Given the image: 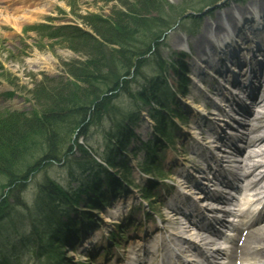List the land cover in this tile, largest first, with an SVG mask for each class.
Returning a JSON list of instances; mask_svg holds the SVG:
<instances>
[{"label":"rangeland","instance_id":"rangeland-1","mask_svg":"<svg viewBox=\"0 0 264 264\" xmlns=\"http://www.w3.org/2000/svg\"><path fill=\"white\" fill-rule=\"evenodd\" d=\"M24 1L28 0H0V128H2L0 133H3V138L0 140V143H2L0 145V156L8 160L11 155H8L5 150L10 149L11 146L16 150L23 147L24 140L27 137H29L27 140L31 142H33L31 138L34 136L38 138L40 128H31V123H29V121L35 119V115L43 118V112L37 105V101L43 108L55 105H63L62 107H64V102L70 103L74 96L79 99L83 98V94L88 90V85L71 76L68 69L79 71L82 67H87L88 70L92 71V63L95 61L94 66L97 63L95 54L98 52V48H101L99 50L100 54L107 56H109L107 52L110 48L100 46L98 42L100 41L99 35L89 31L90 27L86 24L90 22L93 26L96 23L102 25L101 32L116 33V36L123 38L121 41L133 43L130 45L131 49H134V46L136 48L138 46L142 47L144 41L154 35L153 33H156L158 36L156 42L151 45L150 49L144 54L145 56H143V69L141 68V72L139 71V73H142L141 77H131L129 81H132V85L139 84L140 81L142 82L140 79H146L150 75H154L160 68H162V71L164 68L165 74H161L163 78L159 80V83L166 85L167 88L169 87L170 93L161 90L164 97L158 99V101L165 100L167 96L169 97L167 99L170 100L169 106L172 109H181L180 112L182 113V119H177L179 124L174 123L176 130H172V145L166 147L161 158L157 159V162L160 161L162 166L164 165V169L169 170L171 173V179L161 183L162 186L157 189L158 192L156 193L157 200L154 199L156 206L152 209L160 214L161 200L166 197V194L175 196L174 192L169 193V181L178 179L177 171L182 168L183 162L187 160L186 158H194L197 153L205 149L203 148L205 146L201 147V144L197 143L212 140L213 137L210 138L209 135V128H214L212 122L221 127L224 125L225 120L230 119L226 116L216 115L218 110L213 101H218L226 113L227 111L232 112L231 107L227 106V103L221 99L222 97L219 98L214 94L217 92V88L221 87V85L219 87L217 81L224 84L228 80V75L225 76L226 72L222 74L214 73L213 75L217 78L216 82L213 83V76L207 73L209 68L206 63L199 61V54L205 53V51H199L196 48L198 42L196 39L205 31V26L209 27L207 35L212 39V36L215 35L213 34L214 28L211 27L215 25L213 21L221 17L225 10H231V13L238 17L241 24L247 26L252 24L253 19L247 23L244 20L252 17L254 13L250 11L254 9L259 11L260 7H264V0H221L219 3L205 8L201 4L204 0H35V7L42 8L44 11L32 15L31 18H23L15 14V7L23 6ZM246 5L252 9L249 12H241ZM131 8L133 10H130ZM181 10L186 12L179 16ZM258 16L260 21L264 22V12H259ZM165 21L170 22L168 24L170 27L160 28L162 29L160 32L159 26L163 25ZM63 25L76 26L87 30L90 35L79 42L77 39L76 44L58 38L57 35L66 32L60 27ZM247 29L248 27L244 28V30ZM70 30L72 31L73 28ZM240 44H242L241 48L244 47V40L240 41ZM201 46L205 48L204 50L207 49L206 53L207 55L210 54V57L211 54L217 55L216 51L219 48L216 43L210 46L202 42ZM250 46L251 44H248V47ZM116 47L117 45L113 46V48ZM243 50L246 54L247 48H243ZM180 52H184L186 55L182 56ZM202 55L207 57V55ZM198 62L201 64L200 66L197 65ZM102 64L97 66L100 68ZM97 66L93 71L96 70ZM177 67L180 70L176 69ZM235 70L238 71V68ZM186 71L188 75L185 74ZM106 72H108V69ZM126 78L128 80V76ZM255 80L253 79V81ZM228 87L230 89L228 90L234 96L237 89L231 88V86ZM132 88L135 87L132 86ZM223 93L228 97L231 96V94H227L228 91ZM118 94L113 92L111 95H117L113 106L119 110L130 109V105L124 101L126 99L123 100V96H118ZM198 95V101H193L192 97ZM194 104L199 106L198 111L192 108ZM113 106L111 105V108L115 110ZM199 108H202V110H199ZM253 108L250 105V109L253 110ZM154 110L153 104L143 105L141 111L138 112V121L133 124L134 136L129 139L128 150L132 149V152H128L127 158L131 160L129 161L133 168L132 174L135 180L141 185L145 184L148 178L137 172L136 164L145 155V152L133 151V148L139 145V140L141 142L151 140L152 120L149 115ZM209 111H212V113ZM217 116L218 118H213ZM239 117L246 119L247 116L242 118L240 115ZM7 122L9 124L11 122L12 128H9V125L6 127ZM109 125L111 124L109 123ZM235 125H237V122ZM6 128H9L8 131ZM98 129V127H93L92 131L98 133ZM5 131L9 132L7 138H5ZM104 134L106 135L105 131ZM90 138L92 143L95 141V146L100 145L101 133ZM37 145L39 143H34V147ZM209 145L212 144L209 143ZM2 151L6 153L2 154ZM197 161L195 160L196 164ZM1 162L4 163L5 161ZM8 163L10 164V162ZM185 163L188 164V171L194 170L195 164L193 162ZM56 167H54L55 173L61 175L63 169ZM175 169L176 171H174ZM42 175V173L37 175L36 184L39 183ZM181 182L180 180L178 183ZM6 188L3 189L2 193ZM28 193L30 194V190ZM130 193L133 195L132 197L127 193L120 195L116 200L129 203L131 209L123 208L121 211L126 215L134 214L136 218L132 221L138 224L142 218L147 216L145 214L144 217L143 215H137V212L141 214L147 212L144 208L146 207L144 205L145 201L141 202L140 192L135 188ZM3 198L2 195L0 199L3 201ZM6 202L8 203V201ZM138 203L142 204L141 208H137ZM100 216H103V214ZM126 220L129 221V218L127 217ZM9 224L10 221L6 220L2 223V227H7ZM143 228H145V225H143ZM67 249H64L66 256L70 254ZM81 252H83L82 247L73 254L70 261L77 260L79 255L84 254ZM69 264L72 263L69 262Z\"/></svg>","mask_w":264,"mask_h":264},{"label":"trees","instance_id":"trees-1","mask_svg":"<svg viewBox=\"0 0 264 264\" xmlns=\"http://www.w3.org/2000/svg\"><path fill=\"white\" fill-rule=\"evenodd\" d=\"M218 1L220 0H204L201 4L204 8ZM130 10H133V8ZM183 12L186 11L181 10L179 16H181ZM164 23L159 26L160 32L162 31L160 28H166V24ZM86 25L90 27L89 31L99 35L100 41L98 42L100 46L110 47L107 52L109 56L100 54L99 50L101 48H98V52L95 54L97 59L95 66H99V64L103 63L102 66H104V68H102V66L100 68L97 66L96 70L93 71L95 69V61L92 63V71L88 70L87 67H82L79 71L69 68V74L79 80V82L87 84L88 90L83 94V98L79 99L74 96L70 103L64 102V107H62L63 105H55L53 107L43 108L35 98L37 105L43 112V118H39L35 115V119L29 121V123H31V128H40V133L37 135L38 138L35 136V139L34 137L31 138L33 142L27 140V138L29 139V137H27L26 140H24V146L19 147L17 150L13 149L12 146L10 149L8 148L5 150L8 155H11L10 159L5 160L0 156V193L4 187H12L15 183H19L26 179L30 172L42 166L45 161L49 159L58 160L62 154L67 155L71 151L72 145H74L76 140V138H72L73 134L78 129H80L81 133H85L88 129L87 124L89 118L92 123L95 124L99 122L102 115H109L112 113L116 118L119 117V124H121L123 118H131L133 117L132 115L137 113L136 106L138 102H140V104H146L150 99L156 100V96L160 95L159 93L161 90H164L163 86L159 83L161 70L155 72L154 75H150L151 77L147 79L148 81L144 80V86L135 91H130V89H128L126 80V77L131 74V68L136 67L135 71L132 72L133 77H136L139 69L141 70L143 66V64H141L142 56L150 49L151 45L156 42V37H158L156 33H153L154 35H151L149 39L145 40L142 47L138 46L137 48H140L138 50L136 46H134V49H131L130 45L133 43L121 41L123 38L116 36L114 32H101L103 28L102 25L96 23L93 26L90 22ZM61 28L66 30L62 38L75 44L77 43V39L79 42L81 39L83 40L84 37L90 35L87 30L77 27L62 26ZM71 28H73L72 31L70 30ZM116 45L118 48H113V46L115 47ZM105 69H108V72H106ZM134 72H136V74ZM125 89L129 92L127 94L130 103H126L130 105V109H122L121 112L113 106L116 101L114 103L112 102L113 96L111 95L113 92H120L121 95L122 91ZM115 96L116 95H114V97ZM111 103L115 110L111 108ZM156 114L159 116L158 113ZM86 120L87 124H85ZM6 124V127L9 125V128H12L11 122L10 124L8 122ZM9 128H6L7 131ZM1 130L2 128H0V132ZM4 134L6 136L4 137L7 138L9 132L5 131ZM1 138H3V133H0V140ZM34 143H39V145L34 147ZM1 144L2 143H0V145ZM109 146L110 144H106L105 146L108 156H110L111 153ZM81 149L84 148L81 146ZM6 152L2 151V154ZM1 161L5 162L2 163ZM8 162H10V164ZM48 187L50 190L54 189L50 182L43 185L42 189L45 190ZM8 192H10V190ZM1 205H3V202ZM51 216L54 219V215L51 214ZM0 217L2 219L1 215Z\"/></svg>","mask_w":264,"mask_h":264},{"label":"bare ground","instance_id":"bare-ground-1","mask_svg":"<svg viewBox=\"0 0 264 264\" xmlns=\"http://www.w3.org/2000/svg\"><path fill=\"white\" fill-rule=\"evenodd\" d=\"M263 1V0H262ZM35 0H28V1H24L23 6H19V7H15V14H17L18 16H21L23 18H31L32 15L35 14H39L40 12L44 11V9H40L38 7H35ZM31 7V8H30ZM21 9H26V10H21ZM28 9V10H27ZM252 8H249L248 5H246L241 12H249ZM260 12H264V7H260L259 8ZM19 12H21V14H19ZM251 12V11H250ZM254 13H257V11H255ZM259 16L256 15L255 19H253V26L259 28L260 25L263 24L262 21H260V18H258ZM17 18V17H16ZM174 19V18H173ZM172 19V20H173ZM246 23L249 21L248 18H245L244 20ZM175 22V21H174ZM215 23V25L211 26L212 28H214V33L215 35H213L212 40L208 37L207 35V30L209 29L208 26H205L204 28V32L200 34L199 38H197L196 40L198 41L196 44V48L199 51H205V53H202L204 55H207V49L204 50L205 48L201 46V43H205L207 45H212L213 42L215 41H220L222 48L226 49L228 54H229V61L227 63H222L221 61L218 62V65L216 67L211 68V71H214L215 73H219L222 74L224 72L225 76H227L226 80L227 82H225L224 84H221L217 81L219 87L221 85V87L219 88L220 91H218L215 94H219L217 95L219 98L222 97L225 101V103H227V106L229 107V105L232 106V113H226V111L224 110V108H222L221 106L217 105L218 108V115L221 116H226L227 118H232V114L233 115H242V113H250V109H248V104H252V106L254 107L253 110L251 111V113L248 116V120L245 123V125L247 126L248 132L246 134V145H245V150H238V155H239V160L238 161H234V159H231L228 161L229 163L233 164L236 163L237 168L239 170H242V176L245 177V179H251L253 177H255L256 171L259 168L264 167V75L263 76H259V78H255L253 77V79H256V82H254L253 80H251L250 78H248L247 74L250 73H254L255 75H257L259 73V67L256 70L253 65L251 64L249 66V68L247 69L244 77V81H239L238 79H240L242 76L237 75L236 72V68L239 66L238 60L236 61V52H237V47H238V42H229L226 39H229L231 35L234 36V31L236 29V27L241 24L240 21L238 20V17L235 16V14L233 15L231 13V10H225V12H223V14L221 15V17H218L215 21H213ZM243 22V20H242ZM170 22L165 21L164 24H166V27H170L168 24ZM173 23V22H172ZM171 23V24H172ZM223 23H227L228 26V30H226L223 26ZM170 24V25H171ZM251 24V25H252ZM252 27V26H250ZM249 27V28H250ZM254 29L249 30L250 32H253ZM235 32H239V31H235ZM263 35V37H262ZM245 34L240 33L238 34V36H236V41H241L244 39ZM257 41H259V47H264V29H262V31L259 29V31L257 32ZM230 40V39H229ZM224 41L227 42V44H224ZM219 43V42H218ZM219 43V44H220ZM261 44V45H260ZM257 47V45H256ZM258 49V48H257ZM261 50V48H259ZM261 53L264 56V50H261ZM260 53V54H261ZM202 54H199L202 58ZM239 55V54H238ZM262 56V55H260ZM141 59V58H140ZM255 60L254 57H252V60ZM200 61V60H199ZM201 62V61H200ZM144 63V60L141 59V64ZM206 65H208V62H205ZM215 64V63H214ZM261 67L264 69V58L263 60L260 62ZM198 65H200V63L198 62ZM262 68H261V72H262ZM255 69V71H254ZM229 73V74H227ZM241 75V74H240ZM244 76V75H243ZM230 84H234V86L237 88L238 90V94L241 92H245L246 95L245 96L246 99H243V96H234V97H226L224 96L223 92L228 91ZM223 91V92H222ZM228 94H231L230 91H228ZM198 97H192L193 101H198ZM221 100V101H222ZM249 100V101H248ZM248 102V103H247ZM218 101H213V104H217ZM199 106L197 105H193L192 108L194 110H196ZM202 108H199V110H201ZM214 118H218L214 117ZM236 118V117H234ZM223 120V119H222ZM238 121V119L233 120V123ZM230 123H226L223 126L219 127L215 122H213V124L215 125V128L219 127L221 130L217 131V130H213L212 134H214V138L215 141L211 142V146H206V150L208 151L209 154H212L213 149H215L218 146L217 140H220L224 135H226V131H224L225 127H229L230 125H233ZM218 129V128H217ZM230 143L233 145L236 142L235 139H230ZM209 143V141H208ZM225 150H228V148H224ZM237 156V155H235ZM204 157V156H203ZM231 157V156H229ZM187 161H191L190 158H186ZM236 169V168H235ZM250 182H252L250 185L249 183L245 184V187H248L250 190L252 191H257L258 193H262L264 192V174L255 179V180H251ZM203 195H201L202 197ZM200 199V195L197 196V199ZM264 198V196L262 197ZM229 199L228 197L223 198V205L226 206L229 204ZM123 205L125 206H129V203L125 202L123 203ZM122 205V206H123ZM170 208V207H169ZM205 210H210L213 211L214 208L212 207L210 202H207L205 207ZM172 211L175 214H181L178 210L176 209H172ZM185 212V211H184ZM186 213V212H185ZM138 216L140 214H137ZM246 217V216H245ZM214 221L216 223H224V219L220 216H216L213 218ZM244 220L242 219V222ZM260 222H257L256 224L249 226L248 227V232H246V234L243 232L242 233V237L239 239L241 240V244L239 246V248L241 249V258L244 261H248L250 262V264H255L251 261V259H255L256 257H261L264 255V222L259 220ZM261 224L260 227L258 229H256V231H254L252 229V227L254 228V226ZM153 228H155V226H153ZM204 228V227H203ZM156 229V228H155ZM189 231L186 227L182 228L181 231ZM208 233H212L211 230L206 229ZM244 230V228H243ZM170 231V230H169ZM171 232V231H170ZM253 232V233H252ZM152 233H156V231L152 232ZM158 235V234H155ZM46 238H49V236H46ZM81 238V237H79ZM234 240V239H233ZM256 243H258L256 245ZM56 247H61V245H59V243L54 244ZM46 246H48V243L46 244ZM238 248V247H237ZM247 249H249V251H247ZM219 252H222V250H219ZM48 254H51L52 251L48 250L47 252Z\"/></svg>","mask_w":264,"mask_h":264}]
</instances>
